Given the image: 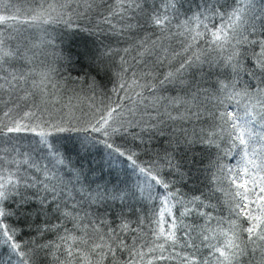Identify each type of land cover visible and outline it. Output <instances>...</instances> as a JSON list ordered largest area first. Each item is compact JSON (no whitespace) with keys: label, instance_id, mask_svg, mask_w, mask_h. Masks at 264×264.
<instances>
[{"label":"snow or ice","instance_id":"1","mask_svg":"<svg viewBox=\"0 0 264 264\" xmlns=\"http://www.w3.org/2000/svg\"><path fill=\"white\" fill-rule=\"evenodd\" d=\"M0 264H264V0H0Z\"/></svg>","mask_w":264,"mask_h":264}]
</instances>
